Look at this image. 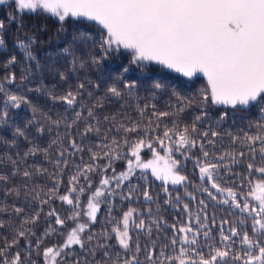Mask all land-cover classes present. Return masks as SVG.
<instances>
[{"label": "snow or ice", "instance_id": "snow-or-ice-1", "mask_svg": "<svg viewBox=\"0 0 264 264\" xmlns=\"http://www.w3.org/2000/svg\"><path fill=\"white\" fill-rule=\"evenodd\" d=\"M5 8L8 11L0 19V49L7 47L4 39L6 25L10 27L17 23L22 30L25 15L51 16L58 19L61 28L68 18L94 22L98 26V39L81 33L78 37L74 35L73 40L79 39L85 48L89 44L98 47V52L90 50L78 55L71 43L62 52L71 57V72L97 67L112 56L122 57L127 53V65L122 66L119 76L106 88V96L122 98L125 94H134L138 84L125 76L131 66L147 72L149 65H157L162 70L189 79L202 75L206 87L200 89L198 96L190 98L187 105L183 103L184 98L173 91L178 102L169 107L175 111H157L152 105L153 111L147 123L144 118L148 106L141 108L137 105L140 119L132 121L129 118L127 124L116 115L101 118L97 109L104 107L103 98L92 101L93 93L83 81L60 94H57L55 85L52 88H28L29 92L46 95L53 105L66 106L64 114L58 111L53 118L42 112L22 91L9 87H26L25 82L32 71L29 62H35L37 69L40 67L32 51L35 37L22 39L16 36L13 47L23 57L19 85L16 84V73L11 70L18 63L16 53L0 62V67L5 70V74L0 76V127L12 129L10 140L0 135V145L6 147L0 153V166L9 169L0 171V187L3 189L0 216L5 217L0 218V264H39L37 258L40 257L42 264H264V120L249 121V128H255L254 133H227L231 141L229 149L219 154L210 153L205 145L215 148V138L220 133L211 129L198 130L196 121L202 120V115H197L190 126L185 124L181 127L180 120L181 114L193 103L198 104L201 111L205 106H224L242 116L247 115L244 110L254 106L264 116V0H0V10ZM56 75L61 83L67 82L66 71H57ZM151 88L162 91L165 85L153 80ZM85 92L88 100L84 99ZM25 105L33 117L24 127L14 125L10 109H20ZM37 113L43 116L44 122L36 119ZM225 115L221 113L219 121H223ZM164 118L171 119V126L165 124L161 132L160 122ZM61 126L65 129V136L70 137L67 146H63L64 139L59 132ZM74 128L76 133L72 131ZM28 129H34L35 136H31ZM53 129L56 130V138L44 147L40 141L46 132L50 134ZM77 135L81 143H77ZM93 135L97 142L95 148H87L89 160L97 162L106 158L107 163L103 168L95 163L77 165L74 174L69 176L67 192L61 194L60 177L63 169L68 167L67 156L83 153L85 147L82 142ZM21 138L26 142L23 150L20 149ZM157 144L163 149V156L157 150ZM233 145H240L246 151H238ZM53 146L59 149L55 160L50 154ZM197 147L200 156L195 160V167L201 182L198 190L206 193L212 201L230 205L246 214L239 223L243 225L250 220V232L224 219L219 228V242L216 243L211 232V228L216 226L215 219L210 226L206 214L208 205L203 199L199 206L205 214L201 218L197 213L195 229L189 226L192 209L185 203L183 211L188 215L189 224L179 227L167 225L162 217H153L148 224L141 217L152 216L151 209L143 213L134 207H128L112 224L113 208L109 207L111 231L105 229L99 235L89 231V226L97 222L101 205L117 194L116 190L134 174L135 169H150L152 176L163 182L166 194L169 183L184 185L188 178L181 174V161L173 158L172 154L179 153L184 160H189L192 159L189 153ZM8 149L14 150V154H9ZM144 149L151 152L152 158L147 162L141 156ZM37 156L53 164L56 171L49 174L47 167L29 163L30 158ZM116 160H126V170L119 174L112 167ZM226 161L231 165L246 163L244 179L248 181V191L239 198L233 188L222 187L219 183L220 168L230 170L229 163H224ZM109 168H112L113 176L103 175L99 186L88 195L86 205L83 204L81 197L92 188L88 174L106 173ZM45 177L52 180L50 187L39 183ZM81 180L87 187L81 184ZM204 185H210V188ZM133 191L135 189H130L129 194L122 195L121 199L131 201ZM142 195L145 201L152 200L147 189ZM188 195L195 200L194 196ZM249 197L256 202L254 205L249 203ZM53 200L67 205L69 215L62 217L55 208L45 213V206ZM176 200L179 201L180 197L177 196ZM42 217L46 227L43 232H38ZM84 217L86 219H82ZM69 221L74 225L71 228ZM151 225L156 226L157 232L161 225L170 227L172 231L169 243L163 244L158 253L156 240H151ZM224 225H228L227 232ZM133 229L138 230L134 248L130 235ZM140 232L150 240L143 250V260L139 258L142 251ZM52 234L64 235L63 243L42 247L45 238ZM201 235L203 243L199 240ZM113 237L118 245L117 251H113L115 246L109 243ZM74 246L79 248V253L74 251Z\"/></svg>", "mask_w": 264, "mask_h": 264}, {"label": "trees", "instance_id": "trees-1", "mask_svg": "<svg viewBox=\"0 0 264 264\" xmlns=\"http://www.w3.org/2000/svg\"><path fill=\"white\" fill-rule=\"evenodd\" d=\"M8 11L7 8L0 10V19L4 18L5 13ZM19 23V22H18ZM23 29H19L17 23H12L10 27L6 25L4 32V39L7 42V47L5 49H0V62L4 61L7 56L16 53L18 57V63L11 69L16 73L17 81L16 84H20L19 76L21 73V65L23 63L22 54L13 47L14 38L19 36L22 39H27L28 36H34L36 39L35 45H33L32 51L35 53L37 61L39 62L40 67L37 69L35 62H29L31 68V75L29 80L25 82L26 87L21 89H16L15 86H9L13 90L18 92L22 91L23 94L27 95L30 100L36 104L42 112L48 113L53 118H55L56 113L59 111L64 114V105H53L52 102L47 98L43 93H37L35 91L29 92L28 88L36 89L37 87L41 88H52L56 86L55 90L57 94H60L64 90H67L70 86L75 87V85L81 81L85 82L88 90L93 93L91 100L94 101L97 98H103L104 107L102 109H97L98 114L101 118L104 115H116L118 119L122 120L125 124L129 123V118L132 121L140 119V115L137 111V105L143 108L147 105L146 114L144 122L147 123V118L151 116L153 111L152 105H155V110L157 111H175L174 108H170V105L176 104L178 101L176 96L173 95L175 91L180 97L184 98L183 103L188 104L190 98L196 97L199 95L200 89L206 87V80L202 76H195L192 79H186L182 76H179L176 73L168 72L167 70H162L157 65H149L147 72H141L139 68L131 66L129 73H126L125 76L129 79H132L137 82L138 88L134 90V94L129 96L125 94L122 98H114L106 96V88L113 83L117 76H119L122 71V66L127 65V53L122 57L112 56L109 59H106L101 62L97 67L85 68L83 70H77L76 72L69 71L70 64L69 61L71 57H67L63 54L62 50L67 47L70 43L74 45L77 50V54L87 53L88 51H97L98 47H93L91 44L85 48L79 39L73 40L74 35L79 36V34L84 33L88 36H94L99 38L98 26L94 22L87 21L84 19H72L68 18L61 28V24L58 19L46 15H34L29 14L25 15L22 21ZM57 71H66L68 73V80L66 83H61L56 75ZM5 74V70L0 67V76ZM123 78V77H122ZM153 80H158L165 85V89L162 91H155L151 88ZM88 81H91V84H88ZM98 85V87H97ZM84 99L88 100L87 92L84 93ZM247 112V115H241L231 108H224V106H205L203 111L201 107L193 103L190 107H187L185 112L181 114V127L185 124L191 125L195 120L197 115H202L203 119L196 121L198 130L200 132L215 130L220 133V136L216 137V147L212 148L210 145H205L209 152H215L217 154L223 152L226 149H229L230 146V137L227 133H232L234 135H242L244 131L255 132V128H249V121L255 123L258 120H264V116H261L258 110L252 106L250 109L244 110ZM12 114L11 120L14 125H19L24 127L25 123L33 117V113L28 109V107L22 106L20 109H10ZM225 113V119L219 121V115ZM86 114V113H85ZM36 119L38 121H43V116L40 113L36 114ZM165 124L169 127L171 126V119L164 118L160 122V131L162 132ZM81 130L83 124H81ZM31 136H35L34 129H28ZM73 133H76L74 128ZM61 137L64 139V145L67 146L68 140L70 137L65 136V129L63 126L59 129ZM0 135L5 139L10 140L12 138V129L0 127ZM56 138V130L49 133H45L43 139L40 143L47 147L51 139ZM77 143H81L80 137H76ZM97 138L93 135L89 140H84L82 143L85 147L83 153L68 155L67 159L69 161L68 167L63 169V175L60 177V193L64 194L68 189V179L69 176L74 174L77 165H86L88 163L98 164L101 168L107 163V159H101L97 162H92L89 160V152L87 151L88 147L95 148V143ZM26 147V142L21 138L20 140V149L23 150ZM157 150L161 152L159 144L156 145ZM238 151L244 150L240 145H233ZM6 150L4 145H0V153H3ZM9 154H14V150L8 149ZM59 149L56 146H53L50 149L51 159L55 160L57 158ZM71 151V149H69ZM149 151V150H147ZM143 151V156L147 157L148 152ZM173 158H177L181 161L179 171L181 174L185 175L188 179L184 185L173 186L171 184L167 185L169 192L166 194L164 192V185L162 182L156 181L153 179L147 172L144 171H135L134 174L123 182L120 189H117V194L109 198L108 203H104L100 207L98 212V219L95 224L89 226V231L99 233L102 230L111 231V226L109 224V214L107 209L109 207L113 208L111 223L115 224L116 221L122 216L123 212L127 210L128 207H134L139 209L143 213H147L149 209L152 211V216L144 215L141 218H144L148 224L151 223L153 217L163 218L167 225L176 224L179 227L182 224H189V218L186 213L183 211L184 204L187 203L192 209V221L189 226L195 229L197 227L195 217L197 213H200L201 218H203L204 212L201 211L199 206V201L204 200L208 207L206 214L209 218L208 223L211 226V222L215 219V227L211 228V232L215 236L216 243L219 242V228L221 221L226 219L229 222L235 223V226L238 228L251 230V221L247 220L245 224L241 225L239 221L246 218V214H242L239 209H233L230 205H225L212 201L209 196L204 193L202 190H198L201 187V182L199 180L198 169L195 167V160L200 156L199 148L192 149L189 153L192 156V159L184 160L183 156L179 153L173 152ZM212 159V157H210ZM247 157L245 160L247 161ZM259 160H257V163ZM29 163H36L43 167L48 168L49 174L56 171L53 164L49 163L41 156L35 158H30ZM229 163V162H224ZM63 167V166H62ZM112 167L115 168V173L119 174L126 170V160H116L113 161ZM228 171H225L224 167L220 168V180L219 183L222 187L233 188L238 195V198L248 191V181L244 179V174L246 173V163L231 165L229 163ZM0 171L7 172L8 168L0 166ZM239 174V175H237ZM92 183V188L81 197V201L86 205L87 197L92 191H95V188L99 186V182L103 175L107 177L113 176L112 168H109L106 173L97 171L94 173L88 174ZM255 175V174H253ZM18 179V178H17ZM40 184L51 186L52 180L48 178H41L39 180ZM81 184H84L87 187L86 182L81 180ZM210 188V185H204ZM112 187H115V182L113 181ZM130 189H135L132 192L133 199L131 201L121 199V196L128 195ZM147 189L152 196L151 201H145L143 198V191ZM211 191L220 197L219 193H216L214 189ZM195 197V200H191L190 196ZM179 196L180 200L177 201L176 197ZM3 198V189L0 187V199ZM168 200L169 203L165 204L164 201ZM8 202H11V197L8 198ZM241 203L243 201H240ZM251 202V197H249V203ZM51 208L55 210L62 216L69 215L68 206L62 204L59 200H53L48 206H45L44 212L46 213ZM29 211H31L29 209ZM231 213V214H230ZM0 218H5L0 216ZM86 219V217L82 218ZM54 224V218H52ZM69 228L74 226L72 222H68ZM153 228L151 240H156V252L158 253L160 247L163 244L169 243V239L172 236V231L170 227L165 225L160 226V231L157 232L156 226L151 225ZM46 224L44 222V217L41 218L40 227L37 229L38 232H43ZM224 229L227 232L228 225H224ZM6 233V229L4 230ZM65 233L67 229H63ZM138 230L133 229L130 232V235L133 237V248L135 247V240L137 238ZM157 236L159 239L157 240ZM65 239L64 235L52 234L45 238L43 246H51L54 244L63 243ZM199 240L203 243V236H199ZM140 247L142 249L139 258L144 259L145 252L143 251L145 246L150 244L149 238L145 233H139ZM2 243V240H0ZM95 243V241H94ZM110 244L114 245L113 251H117L118 245H116L114 237L109 241ZM179 247V245L177 246ZM205 252L206 248L203 249ZM74 251L79 253V248L74 246ZM168 251V249H165ZM35 255V254H33ZM39 264H42V257L37 258Z\"/></svg>", "mask_w": 264, "mask_h": 264}, {"label": "rangeland", "instance_id": "rangeland-1", "mask_svg": "<svg viewBox=\"0 0 264 264\" xmlns=\"http://www.w3.org/2000/svg\"><path fill=\"white\" fill-rule=\"evenodd\" d=\"M197 76H202V75H197ZM203 77V76H202ZM184 78H186V77H184ZM194 78V77H193ZM186 79H189V78H186ZM192 79V78H191ZM190 80V79H189ZM161 149V148H160ZM143 151H147V149H144ZM143 151H142V153H141V156H142V159L144 160V162H147L149 159H151L152 157H151V152L150 151H147L148 152V156L147 157H144L143 156ZM160 155L161 156H163L164 155V152H163V149H161V152H160ZM135 171H141L140 169H135L134 170V172ZM144 172H147L153 179H155V177H153L152 176V174H151V170L150 169H148V170H144ZM198 174H199V172H198ZM156 180V179H155ZM156 181H159V180H156ZM159 182H162V181H159ZM163 183V182H162ZM170 184V183H169ZM256 202L255 201H253L252 199H251V202H250V204H255Z\"/></svg>", "mask_w": 264, "mask_h": 264}]
</instances>
